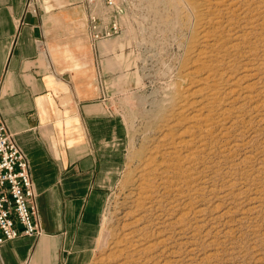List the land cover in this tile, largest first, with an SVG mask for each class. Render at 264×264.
<instances>
[{"label":"rangeland","instance_id":"1","mask_svg":"<svg viewBox=\"0 0 264 264\" xmlns=\"http://www.w3.org/2000/svg\"><path fill=\"white\" fill-rule=\"evenodd\" d=\"M91 1L125 168L86 264H264V0Z\"/></svg>","mask_w":264,"mask_h":264},{"label":"crops","instance_id":"2","mask_svg":"<svg viewBox=\"0 0 264 264\" xmlns=\"http://www.w3.org/2000/svg\"><path fill=\"white\" fill-rule=\"evenodd\" d=\"M27 1L0 0V109L29 159L42 232L0 246V264H86L125 168V131L95 65L108 24L91 0H39L37 12Z\"/></svg>","mask_w":264,"mask_h":264},{"label":"built area","instance_id":"3","mask_svg":"<svg viewBox=\"0 0 264 264\" xmlns=\"http://www.w3.org/2000/svg\"><path fill=\"white\" fill-rule=\"evenodd\" d=\"M38 1L28 0L27 8L37 12ZM2 83L0 76V91ZM38 207L29 159L14 140L0 109V246L23 234L42 232Z\"/></svg>","mask_w":264,"mask_h":264},{"label":"bare ground","instance_id":"4","mask_svg":"<svg viewBox=\"0 0 264 264\" xmlns=\"http://www.w3.org/2000/svg\"><path fill=\"white\" fill-rule=\"evenodd\" d=\"M102 3V2H101ZM100 8H103V7H100ZM105 8V7H104ZM101 10V9H100ZM107 10V9H106ZM110 11V10H109ZM103 12V11H102ZM112 12V11H111ZM109 13V12H108ZM99 14H101V13H99ZM108 15V14H107ZM96 16V15H95ZM111 18V17H110ZM107 20V19H106ZM146 250H148V248L146 247V248H144L143 249V251L145 252ZM139 251H141V250H139ZM141 253V252H140ZM123 253H122V251H121V254H119L120 256L122 255ZM127 256V255H126ZM127 257H129V256H127ZM130 258V257H129ZM130 260V259H129ZM125 262V261H124Z\"/></svg>","mask_w":264,"mask_h":264}]
</instances>
